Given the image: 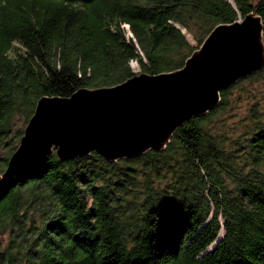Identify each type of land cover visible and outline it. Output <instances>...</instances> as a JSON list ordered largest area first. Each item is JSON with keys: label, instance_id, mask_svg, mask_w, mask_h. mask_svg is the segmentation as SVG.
<instances>
[{"label": "trees", "instance_id": "obj_1", "mask_svg": "<svg viewBox=\"0 0 264 264\" xmlns=\"http://www.w3.org/2000/svg\"><path fill=\"white\" fill-rule=\"evenodd\" d=\"M254 13L264 25V0H0V176L16 118L41 97L118 85L132 61L174 72L215 27ZM263 77L222 91L162 151L53 155L0 182V264H264V106L241 135L215 131L233 89Z\"/></svg>", "mask_w": 264, "mask_h": 264}, {"label": "water", "instance_id": "obj_2", "mask_svg": "<svg viewBox=\"0 0 264 264\" xmlns=\"http://www.w3.org/2000/svg\"><path fill=\"white\" fill-rule=\"evenodd\" d=\"M263 68L264 25L254 13L215 27L174 72L41 97L0 182L53 155L69 161L96 153L114 162L162 151L178 128L218 107L222 91Z\"/></svg>", "mask_w": 264, "mask_h": 264}, {"label": "rangeland", "instance_id": "obj_3", "mask_svg": "<svg viewBox=\"0 0 264 264\" xmlns=\"http://www.w3.org/2000/svg\"><path fill=\"white\" fill-rule=\"evenodd\" d=\"M125 27L128 31V35L131 36L128 26ZM185 34L188 40L191 41L192 44H195L191 34L186 33V31ZM130 65L136 74L143 73L136 61H132ZM230 102L231 106L228 112L223 115L215 131L230 135V137L234 138L242 134L246 124L245 119L249 114L250 108H259L261 105L264 106V77L252 82H243L233 89ZM26 126L27 123L22 118L17 117L13 132L17 133L21 131L24 133ZM13 141L16 142L18 139L14 137ZM5 152V149H3L0 151V154H4Z\"/></svg>", "mask_w": 264, "mask_h": 264}]
</instances>
